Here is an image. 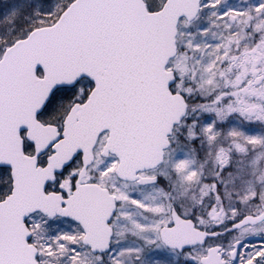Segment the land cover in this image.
<instances>
[{"label":"snow or ice","instance_id":"snow-or-ice-1","mask_svg":"<svg viewBox=\"0 0 264 264\" xmlns=\"http://www.w3.org/2000/svg\"><path fill=\"white\" fill-rule=\"evenodd\" d=\"M0 264H264V0H0Z\"/></svg>","mask_w":264,"mask_h":264}]
</instances>
